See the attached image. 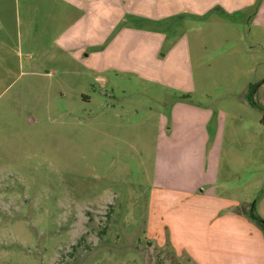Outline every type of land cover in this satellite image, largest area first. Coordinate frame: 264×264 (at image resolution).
Wrapping results in <instances>:
<instances>
[{
	"label": "rangeland",
	"instance_id": "374dc122",
	"mask_svg": "<svg viewBox=\"0 0 264 264\" xmlns=\"http://www.w3.org/2000/svg\"><path fill=\"white\" fill-rule=\"evenodd\" d=\"M147 1L143 8L151 18L144 19L139 34L147 38L144 58L129 54L125 64L138 74L106 67L121 66L106 59L109 43L97 47L90 63L86 57H64L53 38L25 27L22 0L5 12L0 264H188L147 239L157 143L167 140L178 121L189 125L197 118L189 109L197 106L211 111L212 135L225 126V150L234 142L244 150L261 117L246 96L249 83L264 78V51L257 71L246 70L234 44L206 40L211 28L202 23L218 19V13L156 19L152 0ZM232 19L246 20L248 13ZM187 44L190 59L180 53ZM156 46L167 60L153 59ZM183 125L174 138L187 131ZM231 159L230 165L238 164ZM247 177L225 172L220 183L241 185Z\"/></svg>",
	"mask_w": 264,
	"mask_h": 264
},
{
	"label": "crops",
	"instance_id": "0c3cea01",
	"mask_svg": "<svg viewBox=\"0 0 264 264\" xmlns=\"http://www.w3.org/2000/svg\"><path fill=\"white\" fill-rule=\"evenodd\" d=\"M17 1L0 0V23L7 19L5 12L12 7L16 9ZM143 3L144 0H22L21 10L25 27L39 28L40 34L53 38L64 57L76 60L86 57L90 63L98 54L97 47L109 43L106 59L111 56L121 61V66L106 67L138 74L125 64L129 54L134 60L144 58L147 38L139 34H143L144 19L151 15ZM151 3L158 13L153 16L156 19L179 12L218 13V19L212 16L202 23V27L211 28L206 40L222 39L234 44L233 53L245 61L246 70L257 71L264 51V0H152ZM240 13H248V19H232ZM130 16L135 17L132 22ZM161 49L162 46H156L152 51L156 61L169 58L161 54ZM180 53L190 59L189 45L182 47ZM89 68L95 70L91 64ZM262 81L264 78L255 83ZM256 94L264 105V82ZM189 109L198 117L191 118L189 125L178 121L179 126H175L167 140L157 143L147 239L188 264H264V232L250 216L252 201L257 199L255 212L264 220V164L260 165L264 161V125L260 119L259 125H252L255 133L249 135L244 150H239L235 142L225 150V126L222 124L212 135L211 111L197 106ZM182 125L187 131L174 138L175 130ZM190 126L195 131L188 132ZM232 157L238 164L228 163L233 162ZM225 172L240 179L245 173L248 177L241 185L229 180L220 183ZM260 193L262 197L257 198Z\"/></svg>",
	"mask_w": 264,
	"mask_h": 264
},
{
	"label": "trees",
	"instance_id": "16d2710c",
	"mask_svg": "<svg viewBox=\"0 0 264 264\" xmlns=\"http://www.w3.org/2000/svg\"><path fill=\"white\" fill-rule=\"evenodd\" d=\"M263 82L264 81L250 84L248 94L246 96L250 106L257 109L261 113L260 123L262 125H264V105L260 104L255 100V94ZM250 216L254 221H256V223L261 227L262 231L264 232V220L255 212V204L253 205V209L250 213Z\"/></svg>",
	"mask_w": 264,
	"mask_h": 264
}]
</instances>
